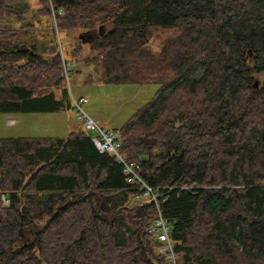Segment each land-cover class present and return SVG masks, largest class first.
Here are the masks:
<instances>
[{
  "label": "trees",
  "instance_id": "trees-1",
  "mask_svg": "<svg viewBox=\"0 0 264 264\" xmlns=\"http://www.w3.org/2000/svg\"><path fill=\"white\" fill-rule=\"evenodd\" d=\"M39 2L103 83L159 84L113 131L159 194L176 262L156 204L133 202L141 184L84 127L0 137V264H264V0ZM28 10L0 0V113L74 108L54 36L46 55L8 25L34 27ZM153 26L176 28L158 51Z\"/></svg>",
  "mask_w": 264,
  "mask_h": 264
},
{
  "label": "rangeland",
  "instance_id": "rangeland-1",
  "mask_svg": "<svg viewBox=\"0 0 264 264\" xmlns=\"http://www.w3.org/2000/svg\"><path fill=\"white\" fill-rule=\"evenodd\" d=\"M40 0H8L9 3L19 7H29L24 14L27 19H33L35 25L28 30H23L24 21L12 20L10 27L20 29L18 35L27 44L36 43L37 48L44 49L46 55L53 51L51 37L55 39L63 63V83L69 92V97H86L88 102L83 105L84 111L97 121L102 127L111 130L119 129L131 116L146 102L151 100L159 88L157 82L151 83H124L105 84L101 81V71L96 64H86L84 61L71 58L68 51L72 43L77 39L79 31L66 34L58 28V20L54 17L53 9L50 15L39 14ZM26 19V20H27ZM174 27L153 26L150 33L151 47L158 51L168 37L175 34ZM61 40L63 47H61ZM85 50L88 45H83ZM33 51V50H32ZM64 61L70 62L64 65ZM66 67H69L70 74H66ZM98 69V70H96ZM200 76V71L194 77ZM259 80V79H258ZM67 111L38 112V113H0V137L23 136V134H36L35 136H49L53 134L66 136L73 125L81 120L77 110L72 116H67ZM72 113V112H71ZM21 118V120L19 119ZM91 135L95 131L87 130ZM34 136V135H33Z\"/></svg>",
  "mask_w": 264,
  "mask_h": 264
},
{
  "label": "built area",
  "instance_id": "built-area-1",
  "mask_svg": "<svg viewBox=\"0 0 264 264\" xmlns=\"http://www.w3.org/2000/svg\"><path fill=\"white\" fill-rule=\"evenodd\" d=\"M52 9L56 21V11L53 6ZM61 47H63L62 40ZM69 63L70 62L68 61H64V65ZM70 72L71 71L69 67H66V74L68 76ZM87 102L88 99L86 97H74L72 101L74 108L77 110L81 119L83 120V125L85 129L95 131V135H92V141L96 148L100 152H107L115 155L118 160L123 164L124 171L128 175V181L130 183L139 182L141 184L140 192L133 197V202H141L145 199H151L156 204L157 219L152 230L157 233L159 240L163 242V245L162 247H160L159 251L165 253L167 258L175 263L176 253L170 237V226L167 219L163 216L161 212L158 197L159 194L156 192V188L151 186L138 173L137 164L127 159L126 156L120 152L121 141L118 134L113 130L102 127L97 121H95L90 115H88L84 111L83 105ZM1 199L4 205L10 204V199L8 198L6 193L1 194Z\"/></svg>",
  "mask_w": 264,
  "mask_h": 264
},
{
  "label": "crops",
  "instance_id": "crops-1",
  "mask_svg": "<svg viewBox=\"0 0 264 264\" xmlns=\"http://www.w3.org/2000/svg\"><path fill=\"white\" fill-rule=\"evenodd\" d=\"M64 111H67V116H72L74 113H73V111H76V109H74V108H71V109H69V110H64ZM72 112V113H71ZM51 113V112H50ZM77 114H78V116H79V119L81 120V125L82 126H79V123H77L76 122V124L75 125H73L71 128H68V129H71L70 130V132L71 131H74V130H79V129H83L84 130V125H83V120L81 119V117H80V115H79V113L77 112ZM20 120H21V118H19ZM109 129V128H108ZM69 132V133H70ZM68 133V134H69ZM35 136L36 134H23V136ZM49 136H59V137H66V136H62V135H57V134H53V135H49Z\"/></svg>",
  "mask_w": 264,
  "mask_h": 264
},
{
  "label": "water",
  "instance_id": "water-1",
  "mask_svg": "<svg viewBox=\"0 0 264 264\" xmlns=\"http://www.w3.org/2000/svg\"><path fill=\"white\" fill-rule=\"evenodd\" d=\"M3 53V51H0V55ZM31 54H33V51H31ZM255 87H257L258 85H259V80H256L255 81ZM235 122L237 123L238 122V120H235Z\"/></svg>",
  "mask_w": 264,
  "mask_h": 264
}]
</instances>
